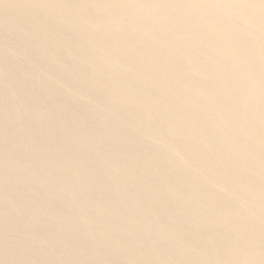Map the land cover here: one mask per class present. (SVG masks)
Masks as SVG:
<instances>
[{
  "label": "bare ground",
  "instance_id": "1",
  "mask_svg": "<svg viewBox=\"0 0 264 264\" xmlns=\"http://www.w3.org/2000/svg\"><path fill=\"white\" fill-rule=\"evenodd\" d=\"M0 264H264V0H0Z\"/></svg>",
  "mask_w": 264,
  "mask_h": 264
}]
</instances>
